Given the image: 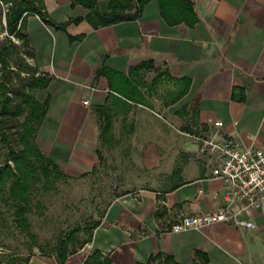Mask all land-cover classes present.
Listing matches in <instances>:
<instances>
[{
    "label": "crops",
    "instance_id": "crops-1",
    "mask_svg": "<svg viewBox=\"0 0 264 264\" xmlns=\"http://www.w3.org/2000/svg\"><path fill=\"white\" fill-rule=\"evenodd\" d=\"M189 1L192 22L167 19L158 0L145 2L134 18L96 26L85 7L70 0H43L53 23L24 14L31 64L48 78L35 137L41 151L65 174L82 177L100 165L102 148H140L143 171L124 165L134 162L130 149L120 151L109 171L122 190L106 204L89 240L61 264H86L94 251L112 264H160L164 255L180 264H264V203L241 213L253 227L216 221L170 230L182 215L215 210L221 201L222 180L211 175L212 159L194 135L218 129L242 147L264 148V0ZM98 8L107 10L106 0ZM101 67L108 71L97 73ZM149 70L155 72L148 79ZM122 76L138 84L141 102L115 90ZM101 104L112 116L108 142L100 139ZM160 112L191 137L183 148L191 154L177 156L175 132L171 137L151 116ZM215 119L223 121L220 128ZM116 130L126 139L118 140ZM26 264L59 263L54 253H32Z\"/></svg>",
    "mask_w": 264,
    "mask_h": 264
},
{
    "label": "trees",
    "instance_id": "trees-1",
    "mask_svg": "<svg viewBox=\"0 0 264 264\" xmlns=\"http://www.w3.org/2000/svg\"><path fill=\"white\" fill-rule=\"evenodd\" d=\"M9 4L6 7L5 19L8 33H15L21 40L23 48L26 50V54L30 52L26 48L27 36L23 31L22 22L24 14L33 11L36 12L44 22L53 23V21L47 17L44 8L43 0H2V2ZM99 0H70L71 5L80 4L87 9L85 18L93 25H103L110 22L131 19L139 14L141 7L148 0H106L107 10H100L98 8ZM162 14L170 20L178 21L184 19L187 21L196 20V15L193 9V5L189 0H158ZM132 7L135 8L133 12H130ZM172 16L173 19L169 18ZM189 16V17H188ZM78 17H76L77 19ZM67 22L57 24L58 26H64ZM18 25L19 28H16ZM14 42L0 44V125L2 116H13L15 123L18 126L16 136L20 142V147H14L13 143L8 139V135L1 130V136L4 143L8 145L7 159L11 163L0 166V200L3 202L12 201L16 204L14 210V219L17 224H22L24 227L28 226L26 214L31 210V185L33 182L40 181L42 177L49 179L50 176L55 178L65 177V174L58 164L51 159L48 155L43 153L38 147L35 137L38 127L41 123L42 117L46 110L47 102L42 101L41 104H37L30 92H21L22 98L14 102L13 95L17 94L19 88L17 87L13 92L10 86L11 78V64L10 53L11 46H15ZM14 67L17 74L20 71L35 72V68L24 61L23 57L14 58ZM108 69L101 67L97 70V73H105ZM34 74H30L29 80H25L23 87L27 86L30 89L45 86L48 78L38 77L35 78ZM160 78V74L155 75L151 79V84H156ZM122 83L120 81L113 85L115 90L124 96L134 101H142V95L140 96V88L138 84L134 82L133 78L122 76ZM185 90V86L178 91L176 97H179ZM11 93V94H10ZM11 95V96H9ZM39 109V110H38ZM98 117L100 121V139L102 142H108L113 139L111 124L112 116L110 112L105 108L103 104L97 107ZM24 114L23 119L19 116ZM187 129L188 126H185ZM100 158L102 154L99 153ZM7 186V187H6ZM7 190H6V189ZM6 202V203H7ZM97 221H95L96 223ZM93 223V225H95ZM92 226L88 227L87 235L80 238L77 234L80 230V226H76L65 232L57 239L56 243V258L58 263L61 264L66 256L74 252L77 248L81 247L90 238V231ZM42 254H49L40 252ZM29 257V256H28ZM26 258L25 264L28 260ZM160 264H180L172 259L170 255H164ZM9 258V257H8ZM8 258L2 259L0 257V264H9ZM86 264H112L107 256L100 258L99 253L94 251L87 259Z\"/></svg>",
    "mask_w": 264,
    "mask_h": 264
},
{
    "label": "rangeland",
    "instance_id": "rangeland-1",
    "mask_svg": "<svg viewBox=\"0 0 264 264\" xmlns=\"http://www.w3.org/2000/svg\"><path fill=\"white\" fill-rule=\"evenodd\" d=\"M3 4L2 9H0V44L10 42L16 44L10 47L12 72L10 73L9 82L12 92L17 87L20 91L17 94L15 92L12 98H14L15 102L22 98L21 92H30L38 107L37 104H41L42 101L46 102L45 97L41 99L42 86L39 85L37 88L30 89L27 86L23 87V83H25V80H29L30 74H34L35 78L44 76L37 74L36 71L33 73L20 71L17 74L18 70L14 67L13 59L15 56L23 57L25 62L31 66L32 64L29 55L26 54V50L21 44L20 38L15 33H8L7 31L4 17L9 1L7 3L3 2ZM134 10L135 8L132 7L130 12ZM16 28H19L18 25ZM148 67H150V64L146 61L145 69ZM154 72L155 70H149L144 75L149 79ZM151 116L156 120L155 122L160 123L165 128H169L171 137L175 132L178 157H183L186 153L191 154V152H185L183 149L191 137L180 133L179 124L175 123L169 115L163 114V112ZM23 117L24 114L19 116L20 119H23ZM1 130H4L8 135V139L13 143L14 147L19 148L21 146L16 136L18 126L15 123V118L11 115L2 116L0 125V166L6 165L8 162L11 163L7 159L8 145L2 139ZM115 136L118 140H125L127 134L124 131L116 130ZM140 139L143 140V138ZM128 149H130L128 153L132 156L134 162L124 165H132L134 168L140 167L142 170L140 148L117 147L112 148L110 152L108 150L111 149L102 148V162L91 175L82 177L66 175L60 178L50 176L47 181L42 177L40 181L33 182L31 185V210L26 214L27 227L17 224L14 219L16 204L12 201H6V203L0 200V257L2 259L9 257L7 260L9 264H25L26 258L32 253L55 254L57 239L76 226H80V230L77 233L79 237H85L88 227L92 226L103 215L106 204L122 190V188L116 186L120 180L109 170L111 168L114 169V161L120 157V151ZM167 152L168 148H165L162 154L165 155ZM127 160V157L123 158V161Z\"/></svg>",
    "mask_w": 264,
    "mask_h": 264
},
{
    "label": "built area",
    "instance_id": "built-area-1",
    "mask_svg": "<svg viewBox=\"0 0 264 264\" xmlns=\"http://www.w3.org/2000/svg\"><path fill=\"white\" fill-rule=\"evenodd\" d=\"M213 125L220 128L223 121L215 119ZM194 138L199 151L212 159L211 175L222 180L221 201L215 210L182 215L170 230L199 228L216 221L253 227L254 222L241 217V213L264 203V148L242 147L235 136H223L218 129Z\"/></svg>",
    "mask_w": 264,
    "mask_h": 264
}]
</instances>
